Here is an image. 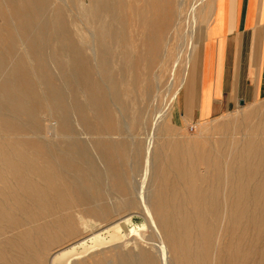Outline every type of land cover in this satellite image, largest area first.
Instances as JSON below:
<instances>
[{
	"label": "bare ground",
	"instance_id": "6f19581e",
	"mask_svg": "<svg viewBox=\"0 0 264 264\" xmlns=\"http://www.w3.org/2000/svg\"><path fill=\"white\" fill-rule=\"evenodd\" d=\"M3 1L0 264H264V104L224 121L235 141H178L167 122L140 138L149 123L132 75L180 5ZM86 230L80 248L49 258Z\"/></svg>",
	"mask_w": 264,
	"mask_h": 264
},
{
	"label": "rangeland",
	"instance_id": "374dc122",
	"mask_svg": "<svg viewBox=\"0 0 264 264\" xmlns=\"http://www.w3.org/2000/svg\"><path fill=\"white\" fill-rule=\"evenodd\" d=\"M1 1L2 0H0V7L6 13L7 11H9L10 5L4 1H3L4 3H2ZM72 1H73V6H74L73 9L75 10V13H76V10H77L76 9V0H71V2ZM172 1L175 2L178 6L179 5L180 6L178 7L177 11L175 9L174 13L172 12V14L168 15L167 19H165V21L162 22L160 24V26L158 27V33H159L160 37L157 35L159 37V38L157 37L159 42L154 43V49H153L154 51L152 50L153 51L152 53L154 54V56L152 58H150L147 66H142V64H140V66L135 71V75L134 74L132 75L133 77L134 76L137 77L136 78L137 84L136 83L134 84V86H135L134 91L135 92L132 93L133 97L135 98V100L137 102L134 104L135 105L134 108L135 109L136 108L142 109L143 111H145L146 116H144V118L149 123V125L147 127L143 128L146 131H144L143 129H141L139 131L140 132V138L145 140L147 135L151 136L153 133L156 132L155 129L159 124H163V126L166 127L165 124L168 123L167 126L169 125V128H167V130L169 129L168 131H169L170 136H172L173 138H175L177 136L176 140L181 139L183 142L188 141L187 138L189 140L191 139L193 141L194 140L196 141V139L198 137H199L197 139L198 142H201L203 139L200 138V136L206 135V139L207 140L209 139L208 141L213 143L216 138H217L216 140H218L219 135L221 136V137L220 136L219 137L222 138L224 134L229 136V137L231 135H233L234 137H231V139L233 141H235L241 136L242 133L241 134H238V133L235 134L233 129L231 130V127L226 128L224 121L227 122L230 119H237V118H238V120H243V117L250 110H254L256 108L258 109L264 104V98L253 103V104H249V105H246L243 107H239V108L235 109L234 111H230V112H228L224 115H221L220 117H217L215 119H212L208 122L194 124V129H192V130L190 129V126H187L186 124L182 123L181 117H180V112L178 109L179 90H180L182 84L185 81H187V79L189 77H191V75L193 73H195V69L199 64L202 43L204 40V37H203L204 36V30L207 28L206 26L210 20L211 7H212L213 0H172ZM206 2H207V4L209 3L208 9H206V6H207ZM203 7H205V8H203ZM201 8H202L203 13L205 14V18H206L204 22H201V20L199 19V14L201 12V10H200ZM166 20H167V22H166ZM193 23H194V25H192ZM0 28L1 29L8 28V26L4 23V19H2V17H0ZM86 28L89 29V26L87 25ZM135 28L137 29V27H134L133 29H135ZM184 30H185V32H184ZM135 31L136 30L133 31L134 36H136V37H134V39L138 40L139 35L136 34ZM201 32H202V35H201L202 38L200 39V38H198V35ZM183 33H185L186 36H185V34L183 36ZM183 37H184V40H183ZM3 38L5 39V35L2 31L0 33V43H2L1 40ZM182 40H183V42H182ZM189 41H191V42H189ZM3 43H4V41H3ZM151 44H153V43H151ZM156 44H157V46H155ZM139 45H141V47ZM142 45L143 44H141V43H133L132 51L134 53H131V55L139 54V52H141L144 48V47H142ZM190 48H191V50H190ZM188 55H189V57H187ZM143 78H144V80H143ZM139 79L141 80V82ZM180 81H182V82H180ZM150 84H151V86H150L151 88L149 89V96L145 97L144 94H143L144 96L141 95V92L146 90V86H148ZM134 105H132V106H134ZM161 107H163V108H161ZM254 120H257V118H255ZM219 125H221V126H219ZM204 128H207L208 130H205ZM181 136H183L182 138L184 140L181 138ZM139 180H140V178H138V181ZM118 217L119 216H114L110 220H108V222L116 220ZM134 220H136L138 222V224L140 225L139 231L143 232L145 236H148V234H149V229L147 226L148 223L147 222L145 223V221L143 220V218L141 216L135 215ZM95 225H96L95 228L100 227L97 224H95ZM124 227H122L123 228L122 230H124ZM89 232H90V230H86L84 233L80 234L77 237L66 238L65 240H63V243L60 246H57V245L53 246L51 248V250L48 252L49 258L50 257L52 258L55 255H59L60 250H61V252H64L63 250H65L67 252L72 251L71 250V249H73V248H71L72 246L74 248H76V247L80 248V245L78 243H74V242ZM123 237L125 239L122 238L119 243H123V241L125 242V240H127L128 237H127V233L125 231H124ZM63 247H64V249H63ZM107 247L108 246H105L103 248H107ZM97 249L98 248H95L93 250H97ZM93 250H91V251H93ZM86 254L87 253H85L84 256H86ZM74 257H78V254L75 255ZM70 258L65 260L63 264H68V261Z\"/></svg>",
	"mask_w": 264,
	"mask_h": 264
},
{
	"label": "crops",
	"instance_id": "0c3cea01",
	"mask_svg": "<svg viewBox=\"0 0 264 264\" xmlns=\"http://www.w3.org/2000/svg\"><path fill=\"white\" fill-rule=\"evenodd\" d=\"M206 27L199 64L179 90L187 126L264 98V0H213Z\"/></svg>",
	"mask_w": 264,
	"mask_h": 264
},
{
	"label": "built area",
	"instance_id": "2783aa9c",
	"mask_svg": "<svg viewBox=\"0 0 264 264\" xmlns=\"http://www.w3.org/2000/svg\"><path fill=\"white\" fill-rule=\"evenodd\" d=\"M190 129H191V130L194 129V124H193V125H190Z\"/></svg>",
	"mask_w": 264,
	"mask_h": 264
}]
</instances>
